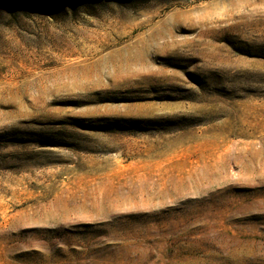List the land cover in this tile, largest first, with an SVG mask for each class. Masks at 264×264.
Returning <instances> with one entry per match:
<instances>
[{
    "label": "rangeland",
    "instance_id": "rangeland-1",
    "mask_svg": "<svg viewBox=\"0 0 264 264\" xmlns=\"http://www.w3.org/2000/svg\"><path fill=\"white\" fill-rule=\"evenodd\" d=\"M0 264H264V0H0Z\"/></svg>",
    "mask_w": 264,
    "mask_h": 264
}]
</instances>
